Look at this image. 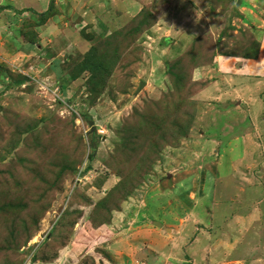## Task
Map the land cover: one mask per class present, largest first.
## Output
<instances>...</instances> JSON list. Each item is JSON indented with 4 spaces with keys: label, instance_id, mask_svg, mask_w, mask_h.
Returning a JSON list of instances; mask_svg holds the SVG:
<instances>
[{
    "label": "rangeland",
    "instance_id": "1",
    "mask_svg": "<svg viewBox=\"0 0 264 264\" xmlns=\"http://www.w3.org/2000/svg\"><path fill=\"white\" fill-rule=\"evenodd\" d=\"M19 1L0 0L24 23L0 52V264H195L193 241L206 264H264V50L223 56L263 42L264 21L235 0H53L43 20ZM34 28L43 51L26 57ZM107 36L124 53L93 93L90 72L68 74Z\"/></svg>",
    "mask_w": 264,
    "mask_h": 264
},
{
    "label": "trees",
    "instance_id": "2",
    "mask_svg": "<svg viewBox=\"0 0 264 264\" xmlns=\"http://www.w3.org/2000/svg\"><path fill=\"white\" fill-rule=\"evenodd\" d=\"M53 7L54 5L50 6L49 11L45 15L42 16V20L44 16H47L49 14V12L51 11ZM123 34L125 36V33ZM251 35L253 38L251 39V42L253 40V43L249 42L248 46L245 47L241 53L239 54L234 53L232 55H229L228 53H223L224 54L223 56L232 57V58H241V59H246V60H250L251 58L257 59L260 56V54L263 53L264 41L263 42L259 41L256 39V37L253 34ZM36 39H37V34L35 33V31L31 29L21 34V40L24 41L25 43L30 42L34 44L36 42ZM117 42H118V39H116V37L114 36H112L111 39L107 36L105 39L100 40V43L97 46L91 47V49L85 54L84 59H83L84 63H80L74 66L71 73L69 72L68 77L70 78L72 77V79L76 81L80 79L84 75L85 72H90L91 74L90 79L88 80L87 83H85V85L93 93L104 90L103 88H104V85H106V81L113 73L117 61L120 60L119 53L121 54L124 53V49L123 51L121 50V45L123 43H121L120 45V43L118 42L119 43L118 44ZM210 42H212L211 45L213 46L215 52H212L211 54L208 52V56H207V60L209 62L208 65H212V67L213 66L216 67V63H218V60L221 57L220 54H219L220 55L219 57L216 51L217 50L216 47L218 46L217 44L219 43L215 44L213 39H211L208 43ZM193 60H195V57L193 58ZM258 64H259V61H258ZM202 65H205V64L202 63ZM178 69L179 70L182 69V65L178 66L175 71L176 73L173 78L176 81L177 80L180 81L184 77V74L181 72H178L179 71ZM22 79H25V77H23ZM22 81L25 82L26 80H22ZM182 101L183 100H179L178 102H182ZM185 104L187 106H191L192 102H185ZM194 117H195L194 115L193 116L191 115V118L194 119ZM10 120L11 119L8 118V122ZM155 120H157V118H155ZM183 122H184L185 128L183 127L182 129L185 130L186 134H188V132L190 131L192 127L191 126L192 123L190 122V120L187 119V117H185V120ZM147 123L148 122H146V124ZM139 151H140V147H139ZM1 184H0V188H1ZM103 205H104L103 203L99 204V206L96 207L94 212L98 210V215H102V211H104ZM11 208H12V205H10V208H9V210L12 213L18 212V211L12 210ZM19 209H21L20 206H19ZM99 210L101 212H99ZM105 220L106 219L103 216L102 222L100 221L97 224H95L94 221L89 222L84 228V234L82 235L81 239L80 237L79 238L77 237L76 241L73 243L74 247L77 250L83 249V253H84L90 250L93 246H95L98 239L104 236V231L106 230V228L103 225L105 224L104 223ZM88 234L90 236H88Z\"/></svg>",
    "mask_w": 264,
    "mask_h": 264
},
{
    "label": "crops",
    "instance_id": "3",
    "mask_svg": "<svg viewBox=\"0 0 264 264\" xmlns=\"http://www.w3.org/2000/svg\"><path fill=\"white\" fill-rule=\"evenodd\" d=\"M27 2H28V5L30 6V7H25V5L26 4H24V0H20L19 2H18V4L21 6V8H22V12L24 13V10H29V11H37L38 13H40L42 16L43 15H45L48 11H49V9H50V6H52V2H53V0H26ZM236 1V4L238 5V7H239V9H240V11H241V13H245V14H249V16L246 18H241L242 20H245V21H248L249 23H250V21H251V23L252 24H261V22L262 21H264V0H243V3H246V4H242V3H240V2H238L237 0H235ZM235 1L233 0V2L235 3ZM36 2H38V5H36L37 3ZM250 5H249V4ZM239 4H241V5H239ZM56 5V4H55ZM249 7H248V6ZM27 6V5H26ZM8 7H7V5H5L4 7L2 6V7H0V52L1 53H4L5 51H7L8 49H7V45H3V46H5V48H3L2 47V42L4 41V37L6 36V35H8V32H9V29H11L12 31H13V25L11 26V22L14 20V22L13 23H15V25H17L18 27H23L24 26V23H23V21L22 20H20V19H16V18H13V16H12V14H10V11L9 10H6ZM34 9V10H33ZM38 9H40L39 11H38ZM18 10V9H17ZM12 11V10H11ZM29 13H31V12H27V13H25L26 15L25 16H28L29 18H31L30 16H32V15H29ZM35 14V13H34ZM20 18V17H19ZM34 18V20H38V16H32V18L31 19H33ZM240 19V20H241ZM85 22V21H84ZM245 25H246V23H245ZM256 26V25H255ZM12 27V28H11ZM86 28L88 27V25L86 24V26H85ZM84 27V28H85ZM263 28H264V25H263ZM10 30V31H11ZM31 30H33V31H35L36 30V28H34V29H31ZM17 32L15 33V34H17V33H20L18 30H16ZM82 31V30H81ZM87 32V31H86ZM35 33L36 34H38L37 33V31H35ZM19 35V38L21 39V34H18ZM39 34H38V36H37V39H36V44L34 43V44H32V43H30V42H28V43H26V44H22V47H23V53H25V56L27 57V54L30 52V53H33V52H35V51H43L42 50V44L41 43H39ZM41 48V49H40ZM10 50V49H9ZM21 50H22V48H21ZM8 57H9V55H8ZM232 62H238V60H241V59H239V58H232V59H230ZM220 61H221V59H220ZM257 65H258V67L260 66L258 63H256ZM7 77H3L2 79H0L1 81V83L4 85V86H6V85H8V83L10 82V80L9 79H7ZM11 82H14V81H11ZM186 182L184 181V183H183V181H182V183H181V187H183L184 189H185V187H184V184H185ZM185 186H186V184H185ZM188 189V188H187ZM193 192H195L194 190H192ZM203 192V191H202ZM196 193V192H195ZM198 194V193H197ZM197 194L195 195L194 193H192L191 192V195H190V197H191V199L193 200V199H196V197H197ZM195 196V197H194ZM194 197V198H193ZM187 199H189V197L187 198ZM185 213V212H184ZM186 215H189V213L188 212H186L185 213ZM187 218H189V216H187ZM226 222L227 223H231V219H228L227 217H226ZM186 222H188V220L186 221ZM183 227L181 228V232L183 231ZM184 236H186V235H184ZM183 236V239L185 238ZM208 236V235H207ZM151 238V236L150 235H148L147 236V238H146V241H149V239ZM207 239L208 240H211V242L212 243H214V241H216V240H214L213 238L212 239H209L208 237H207ZM183 242H185V246H186V250H189V247H190V245H189V243H190V240H188V239H184V241ZM147 243V242H146ZM192 244H193V246L191 247V251L193 252V253H195V261H196V263L195 264H206L207 262H204L203 261V259L205 258V256L204 255H208L207 253H206V251H205V248L202 246V244L200 245V244H194V241L193 242H191ZM207 243H210L209 241L207 242ZM202 246V247H201ZM206 259V258H205Z\"/></svg>",
    "mask_w": 264,
    "mask_h": 264
}]
</instances>
